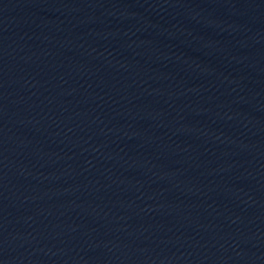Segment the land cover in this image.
Returning a JSON list of instances; mask_svg holds the SVG:
<instances>
[{"label": "water", "instance_id": "obj_1", "mask_svg": "<svg viewBox=\"0 0 264 264\" xmlns=\"http://www.w3.org/2000/svg\"><path fill=\"white\" fill-rule=\"evenodd\" d=\"M0 264H264V0H0Z\"/></svg>", "mask_w": 264, "mask_h": 264}]
</instances>
